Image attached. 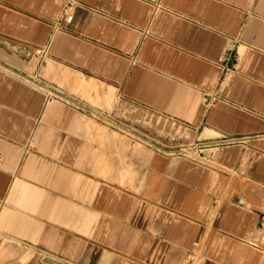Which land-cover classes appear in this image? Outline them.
<instances>
[{
	"label": "crops",
	"instance_id": "crops-1",
	"mask_svg": "<svg viewBox=\"0 0 264 264\" xmlns=\"http://www.w3.org/2000/svg\"><path fill=\"white\" fill-rule=\"evenodd\" d=\"M67 1L0 0V264H264V0Z\"/></svg>",
	"mask_w": 264,
	"mask_h": 264
},
{
	"label": "built area",
	"instance_id": "built-area-1",
	"mask_svg": "<svg viewBox=\"0 0 264 264\" xmlns=\"http://www.w3.org/2000/svg\"><path fill=\"white\" fill-rule=\"evenodd\" d=\"M74 6H75V2L73 0H68L64 8V14L66 16V21L68 23L72 21L73 16L71 14V11L73 10ZM48 53H49V46L36 50V55L41 60L46 59L48 57ZM5 72L12 73V74L17 73L9 69H6ZM18 77H20L27 84L45 92L47 95V99L50 101L51 100H64L66 102H70L71 104L73 103L78 106L82 105V103L79 102L77 99L67 97L63 92H61L56 87H53V86H50L44 83L35 74H30V75L18 74ZM226 142L228 143L231 141L229 140ZM204 148H206L205 145L189 144V145H184V146L179 147L177 150V153L182 156L190 157L196 152L198 153L201 152ZM248 244L254 249L264 252V213L260 217L259 225H258L256 232L249 238Z\"/></svg>",
	"mask_w": 264,
	"mask_h": 264
}]
</instances>
